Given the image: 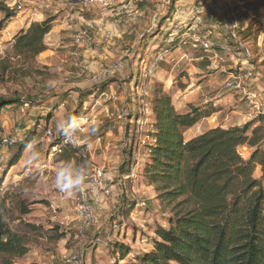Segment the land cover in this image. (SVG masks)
Returning <instances> with one entry per match:
<instances>
[{
    "label": "rangeland",
    "instance_id": "obj_1",
    "mask_svg": "<svg viewBox=\"0 0 264 264\" xmlns=\"http://www.w3.org/2000/svg\"><path fill=\"white\" fill-rule=\"evenodd\" d=\"M147 1L144 0L132 16L113 13L102 17L100 10L85 8L78 0H0L16 12V17L0 29V58L12 55L13 40L21 30L50 18L54 20L52 31L45 39L47 51L29 62L14 59L16 73L11 81L6 79L0 84V96L20 97L25 102H43L41 104L47 106L62 99L66 105L51 119H46L47 108H37L35 104H31V111L29 109L26 115L21 113L22 106L7 108L4 113L12 119L4 125V133L16 140L15 130H19L20 123L30 120L32 125L37 116H43L41 128L45 126L55 131L58 118L76 112L75 116L85 129V133H78L77 146L69 150L64 146L54 149V143L47 142L43 130L38 129L13 167L8 164V159L17 149L0 148V178L3 180L0 206L2 204L6 209V213L1 210L0 213L13 232L28 239L29 253L16 260L17 264H66L72 252L77 254L80 264H130L133 256L151 249L156 226H168V216L161 203L151 199L153 191L146 187V183L138 179L131 185L119 173L126 158V143H129L128 151L132 147L133 125L129 124L128 130L125 129L128 115L137 111L150 114L151 73L163 58V45L173 43L174 27L170 25L173 14L160 12L157 9L159 0ZM203 1L207 15L202 17L199 31L219 36L221 45L226 44L225 35L230 38L228 27L235 35L252 24V32L260 30L258 43L254 45L252 42L247 48L256 61L255 86L264 92V11L257 16L239 0ZM194 8H197L195 4H186L187 10L192 12ZM224 22L226 27L222 26ZM88 24L94 26L89 38L91 47H78L74 38ZM149 37L148 45L142 46L141 42ZM192 47V43L187 42L174 54H165L168 59L165 64H160L164 72L159 76L164 91L172 97L178 111L201 110L202 119L197 125L203 127L202 132L197 133L195 126L192 134L244 123L245 117L253 120L256 113L244 101L245 96H237L232 89L225 88L232 76L244 75V55L226 60L232 66L222 67L225 70L209 68L199 71L196 64L202 61L195 58ZM115 67L117 73L114 76L99 81L105 71ZM232 68L237 72H229ZM132 69H135V76L129 75ZM136 83L141 84L140 88H135ZM101 84H108L109 91L96 94ZM88 90L96 91L91 93H95L92 97L87 95L78 101L79 94ZM207 114L210 117H206ZM211 117L217 120L216 124L210 122ZM0 119L4 121L2 116ZM138 127L144 134L142 147V143H148L146 135L151 131V123L141 120ZM72 150L80 151L75 155ZM33 151L40 154V159L30 163ZM240 152L248 158L251 150L244 147ZM144 156L140 153L138 161ZM69 162L83 165L88 177L102 170L112 191L113 198L105 199L100 209L96 208L97 222L88 230H82L77 219V191L62 193L55 186L56 171ZM124 183L130 186L123 187ZM121 217H125L126 227H121L118 233L113 230V225ZM108 239L113 244L129 248L131 254L122 261L120 253H114L116 248Z\"/></svg>",
    "mask_w": 264,
    "mask_h": 264
},
{
    "label": "trees",
    "instance_id": "obj_2",
    "mask_svg": "<svg viewBox=\"0 0 264 264\" xmlns=\"http://www.w3.org/2000/svg\"><path fill=\"white\" fill-rule=\"evenodd\" d=\"M239 1L250 7L257 16L264 11V0ZM0 14V29L16 17L15 10H11L3 2H0ZM205 15L206 12L202 17ZM53 22L50 18L32 24L14 38L12 55L0 58V84L6 79L11 81L14 78V59L29 62L47 51L45 39L52 31ZM225 24L224 22L222 26L226 27ZM252 25L236 35L246 48L252 46V42L257 44L260 39V30L252 32ZM198 33L212 43L210 50L192 47L196 52L195 58L202 61L196 64L199 71L212 69L215 54L228 60L231 57L230 50L237 58L243 54L244 60L254 67L255 74V59L246 56V51L234 42L230 34V38L225 35L226 44L221 45L219 36L214 33L207 34V31L201 30ZM149 41L150 37L144 39L141 45L147 46ZM182 41L183 36L180 35L172 44H165L161 49L163 58L159 60L157 69L151 73L150 78V114L143 115L137 111L128 115V120L135 123L131 136L133 142L137 138L141 140L144 135L142 130H138L139 121H149L151 131L146 135L148 143H142L144 146H140V141L138 147L132 142L130 151L129 147H125L126 158L119 173L122 176L128 175L137 166L139 154L144 153L145 162L139 171V179L153 188L164 214L168 216L167 228L157 225L154 229L151 249L133 256L130 264H264V110L256 114L249 123L214 127L187 140L186 133L194 129L202 119L201 110L194 108L188 112L178 111L159 78L164 72L160 64H165L168 59L165 54L172 55L190 42ZM230 66L232 65L226 62L222 67ZM235 71L233 68L229 69V72ZM223 74L226 75V72ZM166 76L164 73V77ZM140 86V83L135 84L136 89ZM108 88V84H101L97 91H83L79 94L78 101L81 102L87 95L88 98L92 97L95 93H91L95 91L96 94H103ZM232 92L237 96H244L235 89ZM260 94L264 104V92ZM56 101L58 102H54L52 106H47L42 105L43 102H25L20 97L0 96V117L7 108L13 109L25 104L31 107V104H35L37 108H47L49 112L46 119H51L65 100ZM61 101L63 102L60 103ZM244 101L248 103L246 98ZM206 117H210V114ZM42 119L43 116H37L32 125L29 124L30 120L22 125L20 123L12 146L17 151L8 159L10 166L13 167L21 159L32 136L41 127ZM56 146L70 149L60 140L54 143L53 147ZM244 147L251 150L248 158L240 152ZM72 151L77 155L80 150ZM258 169L261 170L259 178L255 177ZM2 181L0 178V185ZM0 210L6 213L2 204ZM112 246L116 248L114 253H120L122 261L131 254L130 249L125 246L113 243ZM28 253V239L13 232L0 213V264H17L16 260Z\"/></svg>",
    "mask_w": 264,
    "mask_h": 264
},
{
    "label": "built area",
    "instance_id": "obj_3",
    "mask_svg": "<svg viewBox=\"0 0 264 264\" xmlns=\"http://www.w3.org/2000/svg\"><path fill=\"white\" fill-rule=\"evenodd\" d=\"M143 1L144 0H78V3H80L85 8H96L100 10V15L102 17H107L113 13H117V15L132 16L137 13V9ZM188 3L195 4L197 8H194L192 12L187 10L186 4ZM157 9L160 12L166 13L168 11L170 14H173V16L170 18V25L174 27V29L172 28L173 41L175 38L182 35L184 40L186 39L192 42L194 48L203 47L205 50H210L212 48L211 41L203 39L198 33L200 27L202 26V14L205 12L203 0H159ZM93 29V24H88L85 29L75 36V45L78 47L90 48L91 43L89 42V38ZM227 29L230 31L231 38L234 40V42L237 43L241 49L246 51V56L251 58L250 51L239 40H237V37L232 29L229 27ZM230 53L231 57L234 58L233 53L229 50V54ZM225 63V58L217 54H215L212 58V68L214 70L222 69V66ZM242 71H244V75L232 76V78L227 80L225 88L232 90L235 89L241 92L248 101L250 108L254 111V113L258 114L264 110V104L261 100V92L255 86L254 81L256 78L254 74V67L248 61H245ZM116 73V67L115 69L107 70L102 74L101 78H99V81L111 78ZM95 83L98 82L95 81ZM65 107L66 105L63 103L60 105L59 110L63 111ZM29 109L30 106L25 104L22 106L21 113L26 115ZM2 117L4 121H1L0 119V145L2 148H11L14 145L15 140L11 135H6L4 133V125L12 119V116H9L3 112ZM209 120L212 124L217 123V120L214 117L209 118ZM39 129L43 130L45 139L49 143H55L60 140L63 145L69 147H76L78 144V139H76L75 144L66 142L62 135L51 128L40 127ZM202 129L203 127L201 125H196L195 127V131L197 133H201ZM138 130L140 131L141 129L139 128ZM15 132V134H18V130H15ZM80 132L85 133L84 126H81ZM139 143L140 138H137V140L133 142V145L138 147ZM123 178L133 185L139 179V172H137L136 167H133L131 172L128 175L123 176ZM87 181V185L82 190H77L75 197L77 219L82 230H88L97 222L95 212L96 208L98 207L100 209L105 199L113 198L111 188L109 187L102 170L96 171L93 175L88 177ZM121 227H126L125 217H121L119 222L114 223L113 230L120 233L122 230ZM108 240L110 244L111 239ZM103 243H105V241ZM98 244L99 243L97 241L96 245ZM66 264H80V260L75 252H72L69 255L66 260Z\"/></svg>",
    "mask_w": 264,
    "mask_h": 264
},
{
    "label": "clouds",
    "instance_id": "obj_4",
    "mask_svg": "<svg viewBox=\"0 0 264 264\" xmlns=\"http://www.w3.org/2000/svg\"><path fill=\"white\" fill-rule=\"evenodd\" d=\"M55 131L62 135L66 142L75 144L78 133L81 131L80 121L75 116L58 118ZM40 154L33 151L29 162H36ZM88 180V171L83 165H74L69 162L61 166L55 173V186L62 192L72 194L74 191L82 190Z\"/></svg>",
    "mask_w": 264,
    "mask_h": 264
},
{
    "label": "crops",
    "instance_id": "obj_5",
    "mask_svg": "<svg viewBox=\"0 0 264 264\" xmlns=\"http://www.w3.org/2000/svg\"><path fill=\"white\" fill-rule=\"evenodd\" d=\"M134 72H135V69H132V71H130V74H129V75H131V76H135ZM108 91H109V89H107V90L105 91V93L108 92ZM57 112H60V110L58 109V111H56L55 113H57ZM245 120H246V122H247V121H251V117H245ZM246 122H244V123H239V124H235V125H243V124H245ZM129 124H130V125L132 124L133 126H131V128L134 129V127H135V123H133V122H131V121H129V122L127 121V123H125V129L128 130V125H129ZM224 127H228V126H224ZM210 129H211V128H210ZM192 130H193V129H192ZM192 130L186 133L185 137H186L187 140H190V139H192V138H194V137H196V136L199 135V134H197V135L192 134ZM132 131H133V130H132ZM142 140H143V139H141L140 141L142 142ZM130 142H131V143L133 142V139H132V138L130 139ZM143 142H144V141H143ZM127 145H128V143H126L125 147H127ZM145 158H146V157H145ZM144 162H145V159L140 160V162L137 163V168H136L137 172H139V170L142 168V166L144 165ZM141 164H142V165H141ZM256 174L258 175L257 178L261 177V170L258 169L257 172H256ZM141 180H142V183H143L144 180H143V179H141ZM128 186H130V184H127V185H126V184L124 183V185H123V187H128ZM146 187H147L149 190L153 191V197H152L151 199H156V198H157V195H156V193L154 192L153 188L150 187V186H148L147 184H146Z\"/></svg>",
    "mask_w": 264,
    "mask_h": 264
}]
</instances>
